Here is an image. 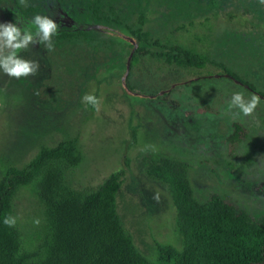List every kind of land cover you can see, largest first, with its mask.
Here are the masks:
<instances>
[{
  "label": "rangeland",
  "instance_id": "obj_1",
  "mask_svg": "<svg viewBox=\"0 0 264 264\" xmlns=\"http://www.w3.org/2000/svg\"><path fill=\"white\" fill-rule=\"evenodd\" d=\"M99 3L98 15L105 24L91 16L90 0H0V22L18 20L26 27L35 14H54L60 26L104 38L54 44L51 51L43 43L30 45L19 55L39 62L35 76L17 80L0 73V178L7 165L27 164L39 147L76 139L83 159L76 168L61 167L63 183L74 192L88 193L123 170L116 212L137 250L154 264L158 244L179 250L181 245L167 190L145 174L147 156L189 163L188 179L196 200L216 194L252 218L260 217L264 98L231 76L218 74L212 65L202 71L179 70L148 59L133 69L129 90L127 44L134 41L124 24L135 23L144 13L148 30L162 36L172 32L173 39L211 53L264 92V4L260 0ZM115 19L121 24L110 23ZM169 74L179 81H172ZM164 85L170 86L165 97L166 92L159 91ZM151 90L158 95L150 98ZM238 91L245 101L253 94L261 99L247 116L229 107ZM85 94L95 95L99 104L85 105ZM233 122L242 124L246 137L230 147L224 139ZM13 216L23 246L33 247L44 225V208L33 185L16 195Z\"/></svg>",
  "mask_w": 264,
  "mask_h": 264
},
{
  "label": "trees",
  "instance_id": "obj_2",
  "mask_svg": "<svg viewBox=\"0 0 264 264\" xmlns=\"http://www.w3.org/2000/svg\"><path fill=\"white\" fill-rule=\"evenodd\" d=\"M89 10L94 20L107 23L98 15L99 0H90ZM22 14L24 18L27 15L26 12ZM110 23L121 24L117 19ZM146 24L144 13L138 14L135 23L124 24V29L134 41L127 44L130 49L127 86L133 69L148 59L179 70L202 71L206 65H212L220 70L218 74L231 76L264 98V92L256 89L246 77L230 71L211 53H202L177 38L173 39L172 32L163 36L153 33ZM93 38L104 41L99 35L95 38L93 32L66 25L58 29L53 42L55 45L73 44L91 42ZM174 76L177 75L169 74L168 77L178 82ZM128 88L133 90L130 86ZM169 89V85H164L159 91ZM158 93L151 90L148 96L153 98ZM245 137L246 130L242 124L233 122L224 143L231 147ZM82 159L77 140L67 139L54 146L39 147L22 167H5L0 178V264H154L137 250L116 212V196L123 170L110 174L88 193L74 192L63 183L61 167L76 168ZM190 169L191 165L184 161L167 157L145 158L146 176L164 186L169 194L181 245L179 250L158 244L155 263L264 264V213L257 219L252 218L216 194L202 202L196 200L188 179ZM31 185L36 188L44 208V225L35 245L25 248L19 229L15 225H4L2 220L5 215L13 216L16 195Z\"/></svg>",
  "mask_w": 264,
  "mask_h": 264
},
{
  "label": "clouds",
  "instance_id": "obj_3",
  "mask_svg": "<svg viewBox=\"0 0 264 264\" xmlns=\"http://www.w3.org/2000/svg\"><path fill=\"white\" fill-rule=\"evenodd\" d=\"M264 4V0H260ZM55 15L35 14L26 27H21L20 22H0V73L9 78H28L35 76L40 68L36 60L22 58L19 53L27 50L30 45L43 43L48 51L54 47L52 38L58 35L60 22L54 19ZM85 105L96 107L99 100L95 95L85 94L82 97ZM261 103L260 97L251 95L245 101L242 92H235L231 97L229 107H236L243 115H249L257 105ZM2 223L8 227L16 224V218L12 215H5Z\"/></svg>",
  "mask_w": 264,
  "mask_h": 264
},
{
  "label": "flooded vegetation",
  "instance_id": "obj_4",
  "mask_svg": "<svg viewBox=\"0 0 264 264\" xmlns=\"http://www.w3.org/2000/svg\"><path fill=\"white\" fill-rule=\"evenodd\" d=\"M60 22H61V20H60ZM63 26H64V25H61L60 27L63 28Z\"/></svg>",
  "mask_w": 264,
  "mask_h": 264
},
{
  "label": "water",
  "instance_id": "obj_5",
  "mask_svg": "<svg viewBox=\"0 0 264 264\" xmlns=\"http://www.w3.org/2000/svg\"><path fill=\"white\" fill-rule=\"evenodd\" d=\"M127 69H128V67H127Z\"/></svg>",
  "mask_w": 264,
  "mask_h": 264
}]
</instances>
